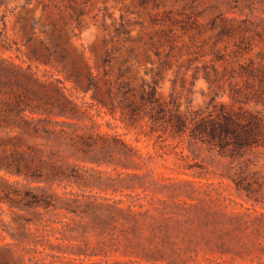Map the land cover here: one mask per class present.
<instances>
[{"label":"rangeland","instance_id":"obj_1","mask_svg":"<svg viewBox=\"0 0 264 264\" xmlns=\"http://www.w3.org/2000/svg\"><path fill=\"white\" fill-rule=\"evenodd\" d=\"M223 20L242 29L222 34ZM166 55L169 64L157 94L161 102L167 103L175 90L181 111L190 98L195 111L215 116L221 105L245 106L264 118V97L240 103L231 90L232 84L249 90L243 66L264 67V0H0L3 82L19 78L35 86L60 79L69 90L73 68L99 74L101 85L107 69L111 80L130 83L139 93ZM208 75L222 88L210 85ZM10 87L1 84L0 89ZM73 94L87 110L81 120L71 121L82 150L64 141L60 157L75 165L85 181L66 190L118 197L105 190L107 179L127 185L135 183L129 174L148 175L153 196L171 216L164 251L147 259L123 245L108 256L78 255L70 241L87 240L95 247L99 233L65 211L25 210L3 200L6 180H24L0 170V264H264V147L235 158L188 137L156 148L155 137L129 133L121 113L93 101L91 93ZM123 141L139 150L137 164L125 158L130 152ZM33 142L47 152L56 144L44 135ZM233 175L241 176L247 188L238 191ZM57 191L63 196L65 189ZM23 225L34 232L29 239L21 238ZM64 227L66 239L45 235ZM162 236L158 232L160 241Z\"/></svg>","mask_w":264,"mask_h":264},{"label":"trees","instance_id":"obj_2","mask_svg":"<svg viewBox=\"0 0 264 264\" xmlns=\"http://www.w3.org/2000/svg\"><path fill=\"white\" fill-rule=\"evenodd\" d=\"M71 8L76 10L74 5ZM237 28L242 29L235 22L223 20L221 33L231 34ZM168 58L166 55L162 59L152 81L144 83L139 93L130 83L118 84L111 80L107 69H104L105 83L101 85L99 74L92 70L84 72L81 68H73L68 77L73 84L69 90L60 79L35 86L19 78L9 82L0 81V86H11L4 91L0 89V170L24 180H6L2 199L14 201L20 209L37 211L43 208L45 213L65 211L64 214H72L73 219L80 217L79 223L85 228L91 226L99 233V241L95 247L87 240L85 243L70 241L73 252L78 255L108 256L124 245L129 253L142 254L147 259L161 256L163 245L168 241L171 229L168 220L171 216L165 205H159L160 199L156 200L153 196L148 175L129 174L135 183L127 185L119 179H107L105 190H111L115 195L119 193L118 197L67 191L69 185L81 186L80 183L85 179L75 165L60 157V146L65 141L71 149L82 150L75 140V137L80 136L76 123L71 121L81 120L87 110L83 106L85 102L80 104L78 97L73 94L74 90L84 96L91 93L93 101L113 113L120 112L129 133L134 132L138 137L141 134L155 137L156 148L158 145L163 148L160 142L169 145L171 141L188 137L215 146L221 153L235 158L264 147V118L259 112H252L245 106L236 109L221 105L220 112L214 116L204 109L195 111L190 98V104L181 111L180 95L175 90L167 103L161 102L157 94L163 72L169 64ZM242 74L247 77L245 83L249 90H242L232 84L235 101L245 102V98L251 96L255 98L254 102L263 100V65L251 62L242 67ZM207 78L210 85L216 84L222 88L221 81H214L209 75ZM250 78L256 81V85ZM180 80L184 81L183 78ZM176 84L177 80L174 81ZM56 117L68 120H58ZM41 135L56 143L50 152L33 142ZM123 145L130 152L125 158L137 164L135 157H139V150L132 143L123 141ZM111 149L108 146V150ZM233 181L238 191L247 188L241 176L233 177ZM57 187L65 189L63 196L58 193ZM126 189L130 192L127 193ZM41 215L39 213L38 216ZM20 217L26 219L24 215ZM66 225L69 226V223ZM23 228L26 229L21 233V238L29 239L34 232H30L26 225ZM67 228L60 231L52 229L45 235L56 236L57 240L66 239ZM57 232L62 237L57 236ZM147 232L150 234L147 235ZM158 232L163 235L161 241Z\"/></svg>","mask_w":264,"mask_h":264}]
</instances>
